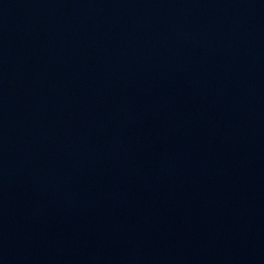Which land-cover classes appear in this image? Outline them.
<instances>
[{"label": "water", "instance_id": "1", "mask_svg": "<svg viewBox=\"0 0 264 264\" xmlns=\"http://www.w3.org/2000/svg\"><path fill=\"white\" fill-rule=\"evenodd\" d=\"M0 264H264V0H0Z\"/></svg>", "mask_w": 264, "mask_h": 264}]
</instances>
